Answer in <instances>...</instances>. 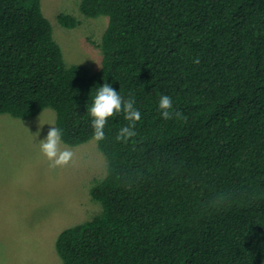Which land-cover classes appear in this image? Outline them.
I'll return each instance as SVG.
<instances>
[{
	"label": "trees",
	"instance_id": "1",
	"mask_svg": "<svg viewBox=\"0 0 264 264\" xmlns=\"http://www.w3.org/2000/svg\"><path fill=\"white\" fill-rule=\"evenodd\" d=\"M79 11L108 19L92 73L65 63L40 0H0V115L51 109L77 147L92 140L87 109L103 84L141 112L127 143L115 139L123 114L108 119L107 174L90 190L101 212L58 234L62 264H264V0H82ZM162 95L186 119H162Z\"/></svg>",
	"mask_w": 264,
	"mask_h": 264
},
{
	"label": "rangeland",
	"instance_id": "2",
	"mask_svg": "<svg viewBox=\"0 0 264 264\" xmlns=\"http://www.w3.org/2000/svg\"><path fill=\"white\" fill-rule=\"evenodd\" d=\"M81 1L40 0V4L65 63L92 73L101 67L99 45L108 19L84 17ZM59 14L75 17L78 25L63 27ZM51 126L55 127L51 109L30 119L0 115V264H62L55 249L58 234L101 212L90 196L91 188L107 174L97 142L70 147L74 163L50 171L38 143Z\"/></svg>",
	"mask_w": 264,
	"mask_h": 264
},
{
	"label": "clouds",
	"instance_id": "3",
	"mask_svg": "<svg viewBox=\"0 0 264 264\" xmlns=\"http://www.w3.org/2000/svg\"><path fill=\"white\" fill-rule=\"evenodd\" d=\"M195 63H199L197 58ZM158 110L164 120L186 119L182 113L173 109V101L170 96L162 95L158 101ZM91 118L93 129L92 140L100 142L105 139V126L109 118L117 114H123L126 126L119 129L115 139L118 142L127 143L136 136V125L141 120V112L135 107V99H123L119 92L115 91L110 84L98 87L93 97L91 106L87 109ZM41 116V115H40ZM40 121V117H39ZM41 125V124H40ZM40 135V130L34 135ZM33 136V135H32ZM38 148L41 155L48 162L49 170L62 169L74 163V151L62 141V131L58 127L51 126L46 137L39 141ZM222 197L218 201H222Z\"/></svg>",
	"mask_w": 264,
	"mask_h": 264
},
{
	"label": "bare ground",
	"instance_id": "4",
	"mask_svg": "<svg viewBox=\"0 0 264 264\" xmlns=\"http://www.w3.org/2000/svg\"><path fill=\"white\" fill-rule=\"evenodd\" d=\"M74 226V225H73Z\"/></svg>",
	"mask_w": 264,
	"mask_h": 264
}]
</instances>
